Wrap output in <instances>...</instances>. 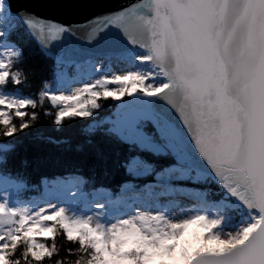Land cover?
Returning a JSON list of instances; mask_svg holds the SVG:
<instances>
[{"label":"snow or ice","instance_id":"1","mask_svg":"<svg viewBox=\"0 0 264 264\" xmlns=\"http://www.w3.org/2000/svg\"><path fill=\"white\" fill-rule=\"evenodd\" d=\"M0 264H264V0H0Z\"/></svg>","mask_w":264,"mask_h":264},{"label":"water","instance_id":"2","mask_svg":"<svg viewBox=\"0 0 264 264\" xmlns=\"http://www.w3.org/2000/svg\"><path fill=\"white\" fill-rule=\"evenodd\" d=\"M38 15L58 20H80L101 6H115L123 0H17Z\"/></svg>","mask_w":264,"mask_h":264},{"label":"trees","instance_id":"3","mask_svg":"<svg viewBox=\"0 0 264 264\" xmlns=\"http://www.w3.org/2000/svg\"><path fill=\"white\" fill-rule=\"evenodd\" d=\"M26 55L28 53L26 52ZM31 60H38L39 56L38 54L32 55L29 57ZM28 91V90H26ZM106 112H102L101 115H105ZM32 131H37L36 129ZM39 131L44 135V136H52V137H60V138H65V137H73V133L70 129H64V130H54L47 122L43 123L42 125L39 126ZM37 142L35 141H29L27 138H25V144L21 146V155H26L30 161H33L34 156L36 155L35 152V144ZM75 144V137L72 138L70 143L64 144L62 146L63 149H68L71 150L74 147ZM27 149V151H25ZM52 169L48 165L40 164L37 165L34 162L30 163V166L28 168V172L31 175L32 180H36L40 174L44 171H51ZM85 172H87V168H85ZM120 179L119 174L116 175H109L107 177H104L100 174V170H97V180H103L104 183L106 184H115L118 180Z\"/></svg>","mask_w":264,"mask_h":264}]
</instances>
